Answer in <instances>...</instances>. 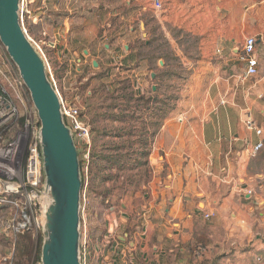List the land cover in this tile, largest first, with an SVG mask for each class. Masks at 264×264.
Returning a JSON list of instances; mask_svg holds the SVG:
<instances>
[{
  "label": "crops",
  "instance_id": "1",
  "mask_svg": "<svg viewBox=\"0 0 264 264\" xmlns=\"http://www.w3.org/2000/svg\"><path fill=\"white\" fill-rule=\"evenodd\" d=\"M42 1L52 15L50 0ZM118 1L128 16L147 10H131V0H63L62 57L76 60L78 73L93 53L86 33L121 16ZM185 1L171 14L187 17L189 26L178 27L187 45L170 34L175 47L195 49L179 56L188 71L184 97L153 141L142 187L123 216L107 221L112 235L99 234L106 238L101 264H264V0ZM250 36L258 72L247 76L240 56ZM125 46L122 64L142 76L144 65L132 68L137 57ZM92 249L90 264H100Z\"/></svg>",
  "mask_w": 264,
  "mask_h": 264
},
{
  "label": "rangeland",
  "instance_id": "2",
  "mask_svg": "<svg viewBox=\"0 0 264 264\" xmlns=\"http://www.w3.org/2000/svg\"><path fill=\"white\" fill-rule=\"evenodd\" d=\"M131 1V10L145 7L146 12L128 16L126 2L118 1L122 15L100 19L99 27H91L92 32L86 33L93 53L78 73V62L64 61L62 57L63 0H50L48 7L52 15L47 9L48 2L25 0L32 13L40 17L24 12L23 22L30 38L41 46L50 78L66 101L81 108L83 120L91 127L89 146L76 141L84 178L82 231L91 249L98 242L105 245V239L112 235L107 221L113 213L123 216V205L134 189H140L145 182L153 141L184 97L188 71L179 56L182 52L187 56L189 50H195L175 47L170 35L182 36L181 40L187 45V35H182L178 29L189 26L187 17L178 16L185 0H161L160 11L155 9L153 0ZM176 8H180L178 13L171 14ZM125 45L133 49L137 57L132 68L139 70L140 63L144 65L142 76L122 64L129 51ZM92 59L101 63L99 67L92 64ZM10 62L0 42V67L8 71ZM15 70L18 71L16 67ZM139 81L146 86L144 99L140 98ZM7 214L8 209L0 207V218ZM101 232L108 237L100 238ZM42 243L43 226L35 225L31 231L15 237L5 235L0 226V264H37L41 262ZM97 257L99 262L103 260L100 253Z\"/></svg>",
  "mask_w": 264,
  "mask_h": 264
},
{
  "label": "water",
  "instance_id": "3",
  "mask_svg": "<svg viewBox=\"0 0 264 264\" xmlns=\"http://www.w3.org/2000/svg\"><path fill=\"white\" fill-rule=\"evenodd\" d=\"M22 0H0V42L17 68L40 119L47 201L41 264H82L83 178L79 149L44 57L27 33ZM98 66V62H94Z\"/></svg>",
  "mask_w": 264,
  "mask_h": 264
},
{
  "label": "built area",
  "instance_id": "4",
  "mask_svg": "<svg viewBox=\"0 0 264 264\" xmlns=\"http://www.w3.org/2000/svg\"><path fill=\"white\" fill-rule=\"evenodd\" d=\"M153 2L155 9L160 11L162 1ZM28 3L26 5L25 0H22V22L24 12L29 16L34 15ZM32 41L44 57L41 46ZM256 43V38L250 36L246 38L242 47L240 58L247 65V76L258 72ZM10 63L11 68L8 71L0 67V207L8 209V214L0 218V226L5 235L15 237L31 231L35 225H38V228L43 226L47 196L39 139L40 119L19 72L15 70L13 62ZM53 83L59 93L56 83L54 81ZM140 90L141 88L139 92ZM59 96L65 121L72 130L75 140L89 146L91 127L83 120L81 108L74 102L66 101L60 93ZM249 125L253 126V123L249 122ZM261 132L257 129V133ZM262 146L263 144L259 143L256 149ZM83 209L82 206V227L85 223ZM205 217L208 219L211 214H206ZM96 247V255L100 253L102 256L104 245L98 242ZM81 251L82 264H90L91 245L83 231Z\"/></svg>",
  "mask_w": 264,
  "mask_h": 264
},
{
  "label": "trees",
  "instance_id": "5",
  "mask_svg": "<svg viewBox=\"0 0 264 264\" xmlns=\"http://www.w3.org/2000/svg\"><path fill=\"white\" fill-rule=\"evenodd\" d=\"M146 94V91H142V92H140V98L141 99H144L145 97H144V95ZM148 101V100H147ZM147 101H145L146 103H147ZM79 154H80V152H79ZM145 163V162H144ZM143 163V164H144ZM121 165H124V163H122ZM126 165H124V167H125ZM83 167V164H82V162H81V168ZM123 167V166H122ZM123 167V168H124ZM83 185H84V178H83Z\"/></svg>",
  "mask_w": 264,
  "mask_h": 264
},
{
  "label": "bare ground",
  "instance_id": "6",
  "mask_svg": "<svg viewBox=\"0 0 264 264\" xmlns=\"http://www.w3.org/2000/svg\"><path fill=\"white\" fill-rule=\"evenodd\" d=\"M44 221H45V218H44Z\"/></svg>",
  "mask_w": 264,
  "mask_h": 264
}]
</instances>
